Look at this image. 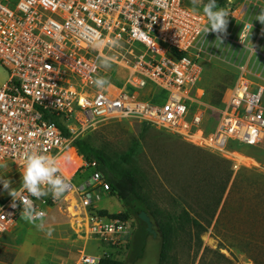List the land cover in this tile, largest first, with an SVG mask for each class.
<instances>
[{
	"label": "built area",
	"instance_id": "built-area-1",
	"mask_svg": "<svg viewBox=\"0 0 264 264\" xmlns=\"http://www.w3.org/2000/svg\"><path fill=\"white\" fill-rule=\"evenodd\" d=\"M207 23L202 12L182 0H0V64L8 72L0 86V165L23 173L24 159L33 152L57 163L69 149L79 157L73 145L84 132L132 120L222 156L234 169H252L255 160L234 147L264 144V86L241 72L217 123L208 127L197 94V60L217 37L212 32L204 36ZM249 25L242 24L241 42ZM94 34L105 40L104 48L91 46ZM114 39L117 46L108 43ZM223 39L231 40L228 35ZM101 55L111 58L110 68L101 67ZM97 77L110 87L98 89L92 82ZM83 159L66 177L71 186L64 197L71 196L84 217L87 238L104 250L83 253L74 264L119 260L132 223L97 213L109 185L96 162ZM79 169L91 174L74 182ZM16 191V207L10 195L0 198V233H9L23 218L21 200H31L43 212L47 207L45 196L36 199L21 187Z\"/></svg>",
	"mask_w": 264,
	"mask_h": 264
},
{
	"label": "rangeland",
	"instance_id": "rangeland-1",
	"mask_svg": "<svg viewBox=\"0 0 264 264\" xmlns=\"http://www.w3.org/2000/svg\"><path fill=\"white\" fill-rule=\"evenodd\" d=\"M182 3L199 12H203L206 4L205 0H198L196 6L192 0H182ZM222 8L229 13L227 35L232 38L223 39L222 43L217 37L212 38L206 52L197 60L201 68L197 94L209 128L217 123L219 110L241 72L264 86V24L256 20L264 10V0H225ZM247 19L253 22V27L241 42L243 20ZM7 79L8 72L0 64V86ZM80 139L113 159H118L136 142L129 167L135 170L152 210L172 214L187 211L207 226L199 238L193 230L179 232L166 264H253L239 242L242 237H259L261 225L256 223L253 209L263 208L264 203L255 202L254 196H264V180L250 174L264 177V144L258 147L235 144L234 149L256 163L252 169H234L232 162L222 156L132 120L106 122L84 132ZM82 162L83 156L76 157L69 149L58 165L69 178ZM0 177L9 179L15 190L21 187L22 173L11 165H0ZM79 179L76 176L73 180ZM7 195L0 184V198ZM44 198L47 207L43 229L22 218L9 233H0V264H74L83 253H102L104 246L87 238L85 219L74 208L71 196L59 200H53L52 196ZM97 207L108 214L123 212L120 202L110 194L103 195ZM130 221L132 235L128 244L133 241L134 232L142 227L140 222ZM49 229L51 236L47 234ZM157 238V235L145 236L139 255L133 246L126 247L118 262L156 264L160 250Z\"/></svg>",
	"mask_w": 264,
	"mask_h": 264
},
{
	"label": "trees",
	"instance_id": "trees-1",
	"mask_svg": "<svg viewBox=\"0 0 264 264\" xmlns=\"http://www.w3.org/2000/svg\"><path fill=\"white\" fill-rule=\"evenodd\" d=\"M207 2L208 0H205V3ZM216 2L218 7L222 8L225 0H216ZM57 125L60 127L58 123ZM73 147L85 158L86 163H90L91 161L96 162L98 172L103 175L109 185V194L120 202L123 209V212L118 214H108L104 210H98L97 213L100 216L108 218L134 219L142 224V227L134 232L133 241L127 245L128 248L133 246L136 255H139L143 250L145 236L150 235L146 232V225L139 219L141 212H145L149 216L153 224V229L158 236L157 239L160 242V250L156 264H166L169 252L173 247V240L179 232L188 230L187 232L190 233L193 230L196 237L199 238V234L206 231L207 226H204L187 211L172 214L152 210L149 201L142 193V186L135 170L129 167L137 148L136 142H133L128 151L118 159H113L103 152L92 148L83 139L76 140ZM81 170H78L76 176H79L81 179L89 178L90 170H85L83 174L80 173ZM250 175L254 178L264 180V177ZM254 199L255 202H259L258 204L264 203V196H260V194H256ZM226 203L225 201L224 205ZM253 211L256 214V223L261 225L258 232L259 237H242L239 243L241 248H243L241 250L253 264H264V207H255ZM251 233L255 234V232ZM102 263L123 264L122 262H118V260L112 259H103Z\"/></svg>",
	"mask_w": 264,
	"mask_h": 264
},
{
	"label": "clouds",
	"instance_id": "clouds-1",
	"mask_svg": "<svg viewBox=\"0 0 264 264\" xmlns=\"http://www.w3.org/2000/svg\"><path fill=\"white\" fill-rule=\"evenodd\" d=\"M192 4L196 6L198 0H192ZM202 10L208 21L207 25L202 29L204 36L210 32L215 33L217 40L222 43L223 37L227 35L229 13L225 9L218 7L216 0H208L203 5ZM256 20L264 24V10L261 11ZM248 27L252 28L253 25ZM108 43L112 46L118 45V41L115 39ZM90 44L97 50L106 46L105 40L95 34L91 36ZM252 51L255 52L253 49ZM98 61L101 67L105 69L111 67V58L108 56L101 55L98 57ZM92 82L100 90L110 87V82L104 77H97ZM23 169L21 189L36 199L51 195L54 200H59L71 186L67 178L62 175L56 159L46 154L33 152L26 155ZM0 184L13 198L12 206L16 207V201L20 193L12 188L11 181L5 177H0ZM20 203L23 206L22 217L26 221L35 224L37 228L43 229L46 213L37 210L31 200H21ZM47 234L51 236L52 230L49 229Z\"/></svg>",
	"mask_w": 264,
	"mask_h": 264
},
{
	"label": "water",
	"instance_id": "water-1",
	"mask_svg": "<svg viewBox=\"0 0 264 264\" xmlns=\"http://www.w3.org/2000/svg\"><path fill=\"white\" fill-rule=\"evenodd\" d=\"M139 219L141 220V222H143L146 225V232L148 234H150L152 237L156 236V232L153 229V224L149 218V216L145 213V212H141L139 214Z\"/></svg>",
	"mask_w": 264,
	"mask_h": 264
},
{
	"label": "crops",
	"instance_id": "crops-1",
	"mask_svg": "<svg viewBox=\"0 0 264 264\" xmlns=\"http://www.w3.org/2000/svg\"><path fill=\"white\" fill-rule=\"evenodd\" d=\"M246 10H247V7H246ZM231 18L233 19V17H231ZM236 19H238V18H236ZM243 21H248V22H249L250 20L247 19V20H243ZM237 22H238V21L236 20V21L233 23V25L235 26V25L237 24ZM250 23L252 24L253 22L250 21ZM252 25H253V24H252ZM234 26H232V28H233ZM229 34H230V33H229ZM228 37H229V39L232 38L230 35H228ZM254 83H255V82H254Z\"/></svg>",
	"mask_w": 264,
	"mask_h": 264
},
{
	"label": "bare ground",
	"instance_id": "bare-ground-1",
	"mask_svg": "<svg viewBox=\"0 0 264 264\" xmlns=\"http://www.w3.org/2000/svg\"><path fill=\"white\" fill-rule=\"evenodd\" d=\"M62 173V172H61ZM63 174V173H62ZM64 175V174H63ZM66 177V176H65ZM73 206H75L74 204H73Z\"/></svg>",
	"mask_w": 264,
	"mask_h": 264
}]
</instances>
